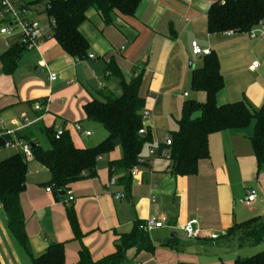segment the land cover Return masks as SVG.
Masks as SVG:
<instances>
[{
  "label": "crops",
  "instance_id": "1",
  "mask_svg": "<svg viewBox=\"0 0 264 264\" xmlns=\"http://www.w3.org/2000/svg\"><path fill=\"white\" fill-rule=\"evenodd\" d=\"M20 1L6 0L24 16L21 18L34 22L32 19L39 13L31 7L21 11ZM219 1L142 0L133 17H117L111 26H105L98 14L89 10L87 21L79 28L88 43L84 60L66 55L50 38L48 19V27H41L43 36L37 47L24 51L14 73L6 76L0 67V133H10L15 138V133L29 132L32 141L41 144L40 130L61 129L68 133L76 148H90L82 145L83 139L91 137L82 123H94L86 121L83 106L100 100V92L119 97L122 81L127 84L141 72L139 96L145 103L143 112L148 115L143 124L151 130L156 148L168 139L166 134L177 129L185 102L205 101L204 93L194 92L190 86L192 71L200 69L203 61L202 57L192 56V42L217 58L223 89L216 96V104L244 101L258 111L264 101V38L208 34L207 12ZM8 19L1 18L5 26L0 28V56L20 43V32L16 29L3 31L10 25ZM253 33L264 35V21ZM253 62L258 67L250 71ZM109 63L121 78L107 70ZM49 74L56 75L54 82H49ZM189 89L190 95L185 92ZM36 104L45 105L43 111L36 112ZM74 125L90 135L77 132ZM253 129L252 121L245 129L210 135L208 158L198 163L197 173L192 177L164 173L169 166L166 160L150 161L138 168V175L131 176L128 192L116 182V177L115 184L109 185L108 164L121 158L120 148L105 160L101 157L97 161L94 179L70 184L61 200L45 191L50 180L46 169L43 176L31 179L26 176L20 206L30 256L37 258L48 246L58 243L63 245L65 264L77 263L81 248L98 261L114 253L120 235L129 234L137 224L153 219L163 224L162 229L147 234L153 250L129 248L125 264H233L231 260L206 262L197 250L205 249L203 242L220 243L219 247L226 249L239 248L234 239L218 237L233 225L250 220L246 218L264 217V163L259 167L253 154L250 143ZM16 150L8 156L20 153ZM160 160L163 159H155ZM32 174L39 175V171ZM249 192H254L256 198L245 207L242 201ZM117 194L123 198L116 199ZM69 197L73 200L66 204ZM69 212L78 222L79 240L70 229ZM191 220L196 221L193 226L196 231L217 239L179 241L182 228ZM172 233L175 237L169 238ZM1 241H6V246ZM13 246L15 241L3 230L0 264H22ZM24 257L25 264H30L27 255Z\"/></svg>",
  "mask_w": 264,
  "mask_h": 264
},
{
  "label": "trees",
  "instance_id": "2",
  "mask_svg": "<svg viewBox=\"0 0 264 264\" xmlns=\"http://www.w3.org/2000/svg\"><path fill=\"white\" fill-rule=\"evenodd\" d=\"M142 0H21L20 8L28 9L41 5L46 17L51 21V36L68 56L77 60L87 58L88 43L79 32L87 21V13L94 10L105 26L113 25L115 19L133 17ZM1 2V1H0ZM264 21V0H221L213 3L207 12L208 34H251ZM26 51L19 43L0 56L2 73L11 76L17 63ZM202 66L193 70L190 78L191 90L203 92L205 101L189 100L182 105L177 129L170 134V145H157L155 156H144V148L153 149L152 132L142 120L144 100L139 96L142 73H137L126 84L122 81L121 95L113 97L109 92H100V100H92L83 106L86 121L99 125L107 137L97 146L86 149L76 148L68 133L64 132L56 140L52 129L40 130L42 143L32 141L29 132L11 134L0 133V149L6 143L22 141L31 147L32 160L37 161L50 174L45 184L55 199L70 184L96 177L97 160L116 148L121 150V158L108 164L109 179L128 192L132 178L131 170L147 165L153 159L168 161L164 173L174 177H192L197 173L198 163L208 158V137L229 130H242L253 121V135L250 139L257 165L264 163V101L258 111L252 110L244 101L216 104V96L223 89L216 56L213 53L202 56ZM107 70L121 78L115 66L109 63ZM144 130V134H139ZM33 146V148H32ZM168 153L162 158L161 153ZM27 161L22 154H14L0 161V206L5 218V227L16 245L29 258L30 264H65L62 244H52L37 258H32L28 248V238L24 230V216L20 206V196L25 189ZM72 234L80 239L78 222L74 214L67 216ZM136 229L120 235L113 254L101 260H92L89 252L81 248L75 264H125V252L138 246L151 252L146 233ZM219 238L234 239L239 248L258 247L264 242V217H256L230 227ZM192 264V263H180ZM233 264H264V251L250 258L236 259Z\"/></svg>",
  "mask_w": 264,
  "mask_h": 264
},
{
  "label": "built area",
  "instance_id": "3",
  "mask_svg": "<svg viewBox=\"0 0 264 264\" xmlns=\"http://www.w3.org/2000/svg\"><path fill=\"white\" fill-rule=\"evenodd\" d=\"M191 0H183V2L185 3H189ZM21 11H25L24 8ZM0 17L1 18H5L8 17L9 21H10V25L3 30L4 32H11L14 29H19L20 31V43L23 44L26 48V50H33L37 47L39 40L42 38L43 34H42V28L39 26V24L37 22H32V21H27L21 17H19V10L13 9L11 7V5H9L6 0H1L0 2ZM52 23H51V28H52ZM249 36L251 38H264L263 34H255V33H251L249 34ZM191 54L193 57H202V56H206L210 54V51L207 49H201L195 42L191 43ZM92 56H89V59H92ZM258 67V63L257 62H253L251 64V66L249 67L250 71H254L255 69H257ZM48 80L49 82H54L56 80V75L54 74H49L48 75ZM185 97L187 95H184ZM43 107L40 104H36L34 106V110L36 112L38 111H43ZM45 111V110H44ZM147 113L142 112V120L145 121L147 118ZM74 129L77 132L82 131L81 127L79 125H74ZM64 133V130H57L55 132V139L58 140L62 134ZM10 134V133H7ZM82 134L84 136H89L90 133L87 131H82ZM139 134L143 135L144 134V130H140ZM164 143L166 145H170V140L169 139H165ZM5 145L7 146H14L17 145L19 150H20V154L23 155V157L26 159V161H30L32 160V153H31V147L29 146V144H26L22 141H15V142H11V143H6ZM149 155L154 157L155 156V149H151L149 152ZM161 157L162 158H168L169 155L166 152L161 153ZM138 168H133L131 170V176H136L138 175ZM115 184V178L112 177L109 180V185H114ZM47 193H50V189L47 188L45 190ZM123 197L120 196L119 194L116 195V199H122ZM256 196L254 192H249L247 194V196L245 197V199L242 201V203L244 204L245 207L249 206L250 203H252L255 200ZM72 198L69 197L68 201L66 202V204L72 202ZM196 224L195 220H191L189 221L187 224H185V226L182 228V232L184 234V237L187 240H194V239H199V238H203V239H209V240H215L217 239V236L214 235H209V236H205L202 235L201 233H199L198 231H196L193 226ZM138 230L141 232H144L146 234L151 233L153 230H158V229H162L163 228V224L159 221L153 220V219H148L146 221H144L143 223L138 225Z\"/></svg>",
  "mask_w": 264,
  "mask_h": 264
},
{
  "label": "rangeland",
  "instance_id": "4",
  "mask_svg": "<svg viewBox=\"0 0 264 264\" xmlns=\"http://www.w3.org/2000/svg\"><path fill=\"white\" fill-rule=\"evenodd\" d=\"M9 5H11V7L13 9L17 10V8L14 7V5H12V4H9ZM31 10L39 13L32 20H34V22H37L40 27H45V26L48 27V25H49L48 24V18L46 17V14L44 13L43 7L41 5L32 6ZM19 17H24V16L19 13ZM4 26L5 25L3 24V22H1V17H0V28L4 27ZM16 30H17V32H20L19 29H16ZM192 63L195 64V61H192ZM185 92H187L189 95L191 94L190 89L185 90ZM82 124L91 133L90 138L82 140L83 146L90 147V148L95 147L100 142H102L104 140V138L106 137L105 131L103 129H101V127L99 125L89 124L86 122H84ZM97 126H99L100 128ZM166 137L170 138V134H166ZM153 148H154V145H153ZM16 149L19 150L17 145H14L12 147L5 145L3 148L0 149V161L9 157L8 155H10L12 153H16L17 152ZM150 150L151 149H149V148H144L143 155L144 156L148 155ZM103 157L105 160L107 158V155H105ZM100 159L101 158H99L97 161H99ZM151 161L162 162V163L166 162L165 160L155 161V159H153ZM36 170L39 171V175H35V174L30 175L31 172L34 173V171H36ZM44 170H45V168L42 165H40L37 161H35V160L27 161V174H26V176L28 178L31 179V178H37L40 175L43 176V174L45 172ZM251 218H254V217L252 216ZM251 218H246L245 220L251 219ZM4 220H5V218H4L2 209H0V236L4 230L6 235L8 236V238L14 242V239L9 235V233L6 230ZM245 220H243V221H245ZM185 240L186 239H185L184 235L181 234L179 241L185 242ZM1 242H2V244H4L6 246V244H7L6 241H1ZM202 245H203V248H205V249H203V250L198 249L197 252L202 253L201 256L203 257V259L206 262L207 261L211 262L212 260H216V261H218V260H221V261L231 260L233 262L238 258L239 259L250 258L257 253L264 251V242L258 247H242V248H234V249H233V247H229V248H227L228 250L226 248L219 247L220 243L203 242ZM13 250H14V252H16L17 257L22 262V264L23 263L25 264V260H26L24 257L25 255L22 252V250L16 245V243H15V248L13 246ZM203 251H205V252H203ZM127 263H130V260Z\"/></svg>",
  "mask_w": 264,
  "mask_h": 264
},
{
  "label": "water",
  "instance_id": "5",
  "mask_svg": "<svg viewBox=\"0 0 264 264\" xmlns=\"http://www.w3.org/2000/svg\"><path fill=\"white\" fill-rule=\"evenodd\" d=\"M189 69L192 70V66L191 65H190ZM32 148H33V146H32ZM64 194H65V192H62L60 195L64 196ZM174 237H175V234H173V233L169 235V238H174Z\"/></svg>",
  "mask_w": 264,
  "mask_h": 264
}]
</instances>
